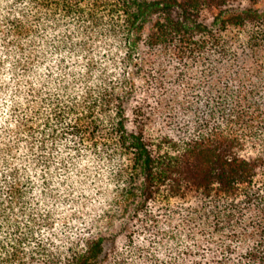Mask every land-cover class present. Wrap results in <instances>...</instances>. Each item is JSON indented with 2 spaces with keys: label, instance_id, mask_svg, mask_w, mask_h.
<instances>
[{
  "label": "trees",
  "instance_id": "trees-1",
  "mask_svg": "<svg viewBox=\"0 0 264 264\" xmlns=\"http://www.w3.org/2000/svg\"><path fill=\"white\" fill-rule=\"evenodd\" d=\"M0 264H264V0H0Z\"/></svg>",
  "mask_w": 264,
  "mask_h": 264
},
{
  "label": "rangeland",
  "instance_id": "rangeland-1",
  "mask_svg": "<svg viewBox=\"0 0 264 264\" xmlns=\"http://www.w3.org/2000/svg\"><path fill=\"white\" fill-rule=\"evenodd\" d=\"M77 171H79V168H77ZM84 172L86 174L85 181L78 177L77 179L73 177L76 192L72 197V203L65 206V211H70L75 216L77 206L80 209L78 220L74 224V230L77 232L84 229L83 221L91 223L92 218L96 220L93 223L94 226L100 223L96 229H100L101 227L104 229L108 219L105 218L106 216L103 217L102 214L112 213L110 208L104 209V205H102V203L106 202L103 193L105 186L101 181H95L96 175H103L105 173V168L94 162L92 165L88 164ZM100 210L102 214H100Z\"/></svg>",
  "mask_w": 264,
  "mask_h": 264
}]
</instances>
